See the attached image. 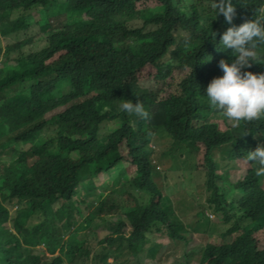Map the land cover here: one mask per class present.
I'll list each match as a JSON object with an SVG mask.
<instances>
[{
  "label": "trees",
  "instance_id": "trees-1",
  "mask_svg": "<svg viewBox=\"0 0 264 264\" xmlns=\"http://www.w3.org/2000/svg\"><path fill=\"white\" fill-rule=\"evenodd\" d=\"M48 1L0 0V128L18 107L24 114H16L14 129H26L16 140L0 135V264H130L139 257L156 264L158 239H185L184 264L199 258L200 264H264V176L245 159L264 144V117L222 130L217 118L228 119L207 103L204 89L223 74L218 62L233 58L219 44L231 25L222 15L214 18L212 0H65L62 9L81 16L79 25L59 29L48 22ZM232 2L234 25L264 10V0ZM137 20L142 27L128 25ZM40 40L47 43L35 49ZM261 49L255 51L264 57ZM247 70L264 72V59ZM27 81L24 89L18 85ZM125 99L139 100L148 115L122 111ZM56 107L61 112L47 119ZM161 138L170 148L160 159L185 153L193 167L160 171L148 145ZM227 145L229 161L245 163L234 175L229 165L220 174L212 158ZM113 170L94 205L75 200L82 180ZM196 170L205 174L206 208L220 212L225 226L198 212L192 230L234 234L203 252L188 243L193 231L184 229L157 184L167 181L174 194L183 184L190 189ZM85 188L91 197V186ZM60 200L49 217L46 207ZM77 205L86 206L84 213ZM103 214L116 220L108 218L100 239L87 230ZM34 216L40 221L24 226Z\"/></svg>",
  "mask_w": 264,
  "mask_h": 264
},
{
  "label": "rangeland",
  "instance_id": "rangeland-1",
  "mask_svg": "<svg viewBox=\"0 0 264 264\" xmlns=\"http://www.w3.org/2000/svg\"><path fill=\"white\" fill-rule=\"evenodd\" d=\"M47 5H48L47 9L49 11V21L48 22L53 27L56 26V29L66 28L68 26L79 25V16H81V13L74 12L71 14V13L65 12L62 9L63 5H65V0H49L47 2ZM32 10L37 12V15L40 16L37 9L34 8ZM128 25L135 26V27H142L143 22L141 20H137L132 24L129 23ZM147 28H150V26H148ZM46 43H47V41H44V40L37 41L35 49H40ZM29 45L30 44H28V47L26 49L28 51H30V50L32 51V49L29 47ZM0 46H2L1 43H0ZM16 55H17V53H14V56H16ZM14 56L12 55V58H14ZM15 69H17V68H12L10 70V72H13V73L16 72ZM31 78H33L35 81L42 80V77L39 75H32ZM27 84H29L28 81L25 84H24V82H18V85L22 89H24V86ZM52 110L53 111H51L50 113H47L45 115V117L47 119L51 118L52 116L56 115L57 113H60L62 108L56 107ZM16 114H18L19 116H22L24 114V112L21 109H19L18 107L7 111L8 118L6 120V124L3 128H0V135L4 134V139H7L10 135H12V138L16 140L17 136H20V135L26 133L25 128H21V129L15 131L13 125L15 123V118H17ZM217 119H218V124L222 130L230 129L231 132H233V128L240 125V122L234 123L233 121L225 120V119L220 118V117H218ZM52 132H53V130L51 129V131H49L48 134L52 133ZM238 133H239V131H238ZM4 139H3V141H4ZM155 141H157V139L154 138L153 142H155ZM153 142H151V147H150V145H148V148L154 149L155 152L153 153L154 154L153 159L158 163V169L160 171H163L166 169H173V166H171L173 164L176 166L175 170H180V171H184L186 169H190L193 167L194 162L192 160H190V158H188L185 153H184V155L177 156V157H175V155H170L171 158H174V157L176 158V160L173 159V161H171V162L169 161V159H171L170 157L160 159L159 153L163 150H168L170 148V143H167V141H165L162 138L158 139V143H153ZM230 148H231L230 145H227V147H224V148L221 147V148L215 149L212 153V158L215 162H217L220 174L222 173V171L224 170V168L227 165L230 166L229 170H231V174H233V175L237 172L238 168L239 169L244 168V164H245L244 161L242 163L240 161H237V162L229 161V158L226 155H228ZM105 165L109 166V163L106 162ZM114 172H115V170H113L110 174L109 173H99L96 178L89 177L90 186H91V189H90V192H91L90 196L91 197L85 198L84 194L86 193V188H85L86 180H82L81 184H79V189H81V195H79L77 198H75V200H85V201H87V203H92L94 205L95 200L98 199V197H99L98 195L100 194V192H102L104 190V186H105L106 182L108 181V179L110 177L113 176ZM173 173H174V171H170V173L167 175H169V177L171 178V175H173ZM239 175H240V177H242L243 173L240 172ZM190 179H191L192 188L187 189L188 188L187 184H183V188H181V185H180V191L175 193V194H174L173 185H171L170 183H168L167 181H164V180H163L164 182L162 181L161 183L159 181H157L158 186H161V189H162L161 193L164 194V196L166 197V203L168 204V206H171V203H173V208L177 214V217L184 224V229L189 230V231L192 230V226L194 225V223L196 221L195 215L198 212H203L205 215L211 214L210 220L213 223H215L219 226L220 225L225 226L220 220V218H221L220 212L214 213L213 208H209V209L206 208V201L205 200H206L208 191H206V188H205V174H204V172L196 170L194 172L193 176L190 177ZM193 188H194V190H192ZM186 190H192V191L188 195L186 193ZM171 196H173V197H171ZM170 198H171V200H170ZM62 203H63V201L60 200L57 203H55L56 205L54 207H50L51 205L47 206L46 208H47L48 216L49 217L54 216L55 208H57V207L59 208L62 205ZM5 205H8V204H5ZM78 207L81 208L83 213H84L86 206H78ZM16 209H17L16 205H14L13 208H10V211L12 213V222H11L12 224H9L10 227L14 226V218H15V214H16ZM94 209H95V207H93L92 210H94ZM85 214H88V211ZM81 218H82L81 216L77 217V219H81ZM111 219L116 220V217L113 216V217H111ZM39 221H40V219L37 218V216H34V217L27 219L24 222V226H30L32 224L38 223ZM105 221H108V223H109L107 216H105V215L95 216L93 219H91V227L87 231L97 233L99 235V238L102 239V233L105 232V234H106L108 232L107 231V223ZM98 225H100L102 227L97 228ZM216 230L217 231H225L221 227H220V229L217 228ZM261 232H262V235H261L259 243L261 245H264V230H261L259 232V234ZM259 234H255L256 239H257V236ZM233 236H234V234L226 236V238H223V236H221L220 234H214L213 235V234L208 233L204 230H199L196 232L193 231L192 235L189 238L188 243L192 244L195 248H198V249L202 250V252H203L206 249V245L208 243L214 244L216 242V244H218V245H223V244L231 242L233 240ZM224 239L226 240L225 242H223ZM183 240L184 241H181V240L168 241L166 239H164V240L158 239L156 241V244H158L160 247L158 249L157 254L155 255L156 256L155 257V263L157 264V262H158V264H184L185 258H186L184 256V248L186 246L187 241L185 239H183ZM184 242H185V244H184ZM260 244H258V245H260ZM45 254L47 255V253H45ZM75 259L78 262H82V260H79L77 258H75ZM112 261H113V259L111 260V262ZM149 262L150 261H148L147 259L143 260L142 257H139V260L137 263L135 261L131 260L130 264H150ZM200 263H201V258L195 260L193 264H200Z\"/></svg>",
  "mask_w": 264,
  "mask_h": 264
},
{
  "label": "clouds",
  "instance_id": "clouds-1",
  "mask_svg": "<svg viewBox=\"0 0 264 264\" xmlns=\"http://www.w3.org/2000/svg\"><path fill=\"white\" fill-rule=\"evenodd\" d=\"M214 18L223 16L227 27L219 36V44L223 50H230L233 57L230 62L221 59L218 67L222 75L213 77L204 89L207 103L220 110L224 117L234 123L249 122L264 117V72L248 71L253 62L259 63L264 57L255 51L258 45H264V10L257 9L255 18L245 20L239 25L232 24L235 6L232 0H212ZM216 32L212 38L215 39ZM264 51V49H261ZM125 113L135 114L140 118L148 115L142 103L125 99L119 105ZM247 162H254L256 176H264V144H258L246 153ZM103 172V171H98ZM85 175H90L85 170ZM85 180L90 181L89 177ZM90 186V184L86 185ZM108 218L113 214H103ZM209 218L211 214L208 215ZM107 223V221H105ZM102 226L98 225L97 228ZM51 256L50 254H47ZM68 263V261L66 260Z\"/></svg>",
  "mask_w": 264,
  "mask_h": 264
}]
</instances>
